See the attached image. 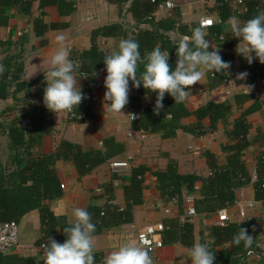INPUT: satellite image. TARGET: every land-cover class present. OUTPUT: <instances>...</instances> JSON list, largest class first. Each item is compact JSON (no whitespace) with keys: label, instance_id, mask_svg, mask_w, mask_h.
<instances>
[{"label":"crops","instance_id":"1","mask_svg":"<svg viewBox=\"0 0 264 264\" xmlns=\"http://www.w3.org/2000/svg\"><path fill=\"white\" fill-rule=\"evenodd\" d=\"M171 1L175 4L173 10H154L151 0H129L123 3L114 0H34L28 11L13 5L6 7L4 13L0 14V76L8 73L5 80L9 86L6 92H2L3 98H0V173H8L15 168V157L18 154L22 157L30 152L36 156L51 155L63 141L78 144L87 151L101 148L102 142L109 137L121 142L124 146L123 153L82 178L71 160H58L54 165L61 182L62 196L52 201L50 206L56 216H64L71 224L74 221L73 208L82 207L87 210L90 205L103 207L108 203L109 195L105 191V185L110 182L113 183V202L124 207V187L130 182L131 169L138 166L146 168L143 204L135 206L133 222L93 235L94 253H100L103 258L123 243L133 242L139 245L138 233L147 225L163 223L165 219H179L183 222L187 210L195 207V201L201 198V184L194 190L184 192L183 207L180 208L176 200L165 201L161 198L153 173L166 171L169 161L174 160L181 174H195L201 178L210 176L206 154L214 155L219 165L227 163L225 148L232 142L226 131L233 128L235 120L254 102L253 99L240 105L235 100L237 94L243 93L245 88L242 86L251 85L249 73L244 69L246 60L237 55L235 47L229 49L222 45V40L210 39L212 46L220 49V55H233L228 77L218 79L217 81L223 82L212 87L213 72L206 71L199 83L190 87L183 104L190 111L210 102L225 104L227 117L218 122L214 132L198 137L180 129L175 137L164 139L160 133L136 130L131 114L136 113L139 118L142 109L150 105L154 97L152 93L142 94L136 106L132 105L131 97L138 95V88L133 87L132 81H129L128 103L121 113L108 111L105 104L110 102L104 101L105 65L92 74L82 75L78 55L91 49L93 32L103 26L118 24L129 31L128 35L134 33L144 36L157 23L171 19L182 25L198 24L203 16H210L215 23L218 20L217 0ZM238 1L241 0L232 1L234 8L236 3L239 4ZM137 16L145 19L153 16L154 21L141 23ZM221 25L222 35L231 37L228 25L225 22ZM209 30H205L206 36L209 35ZM162 33L169 35L175 42L185 37L178 31L167 32L162 29ZM57 34L65 36L64 45L69 50L70 59L79 61L74 74L81 90L88 93L93 101V120L72 122L69 111L53 113L43 104V90L46 87L43 72L48 70V61L57 49ZM122 38L124 37H100L97 39L98 48L106 56L117 50ZM157 46L160 48V41H157ZM209 50H212L211 47ZM175 58L177 57L169 55V60ZM241 72H247L248 75L244 80H237L236 75ZM251 86H254V91L250 90L249 95L263 103L259 110L247 117L248 140L251 144L243 151V162L251 176V182L235 191L233 204L225 209L229 217L228 223L239 224L248 220L256 222L257 231L253 235V241L258 253L247 257L243 264H264V201L256 200L254 187L258 161L264 153V79ZM18 114L32 116L31 133L34 138L29 145V152L22 147L18 148L10 137V131L18 125ZM197 122L198 119L193 115L182 119V124L187 127L194 126ZM203 125L208 127L209 119H205ZM37 131L45 133L37 135ZM26 140L25 137L24 141ZM113 162H127L129 168L116 171L111 167ZM165 209H169L170 213L166 214ZM219 211L209 213L197 210V215L191 221L194 227L192 245H164L149 254L153 264H191L189 250L194 243L203 240L208 246H215L214 239L209 235L210 230L217 226ZM18 224L19 249L1 254L23 258L19 264H43L44 250L36 245V241L42 236L39 210L27 213ZM56 233L60 234L61 230L58 228ZM216 249L229 250L230 245H220Z\"/></svg>","mask_w":264,"mask_h":264},{"label":"trees","instance_id":"2","mask_svg":"<svg viewBox=\"0 0 264 264\" xmlns=\"http://www.w3.org/2000/svg\"><path fill=\"white\" fill-rule=\"evenodd\" d=\"M33 1L1 0L0 14L4 13L6 7L13 5H18L21 10L28 11ZM114 1L123 3L129 0ZM165 1L168 0H157L156 3L152 4L153 9H158L159 5ZM232 1L217 0L218 20L214 26L209 28V35L206 36L209 41L210 39L217 40L222 36V45L229 49L236 47L238 40L232 36H223L221 23L226 22L230 16H236L241 21H246L256 15L258 11L264 10V2L262 0H241V3H236V8H234ZM153 12L155 11H151V13ZM137 19L141 23L154 21L153 16L146 19L137 16ZM178 22L175 19H171V21L167 20L157 23V26L150 32L145 33L144 36L135 35L134 33H129L128 35L129 31L122 29L118 24H111L96 29L93 32L91 49L78 55L80 57V74H92L104 66L103 59L105 55L97 45V39L100 37L123 36L128 38L132 36L139 43V51L142 58L146 55V50L150 52L156 47L157 41H160L161 51H166L169 55L177 57L175 46L178 41H172L169 35L162 33V29L167 32L178 31L181 36L190 37L191 29L199 26V23L182 25L178 24ZM188 43L191 44V41H188ZM221 57L224 61L231 62L233 60V55L230 53L221 54ZM176 59L169 60L172 69L175 68ZM244 69L249 73V83L251 85L264 79V64L259 63L257 59H253L251 65L246 61ZM143 71L144 63L141 62L137 68L138 78ZM7 74L4 73L0 76V98H3L4 94L2 95V92H6V88L9 87L5 80ZM227 77V73L224 72L211 73V86L216 87L218 83L220 85L223 81L217 80L226 79ZM82 93L86 98L81 101L77 108H73L70 111V114H72L70 120L72 122L80 123L95 118V113L92 109V99L85 91H82ZM147 93H152L154 99L150 105L142 109L139 118L133 121V127L144 133H160L164 139L175 137L180 129L192 132L198 137L204 136L208 132H214L217 129L218 122L227 117L225 104L210 102L194 111H190L183 102L175 104L174 99L167 93H165L162 101L163 109L159 115H156L153 111L156 93L148 92L142 86L138 88V95L131 97V104L136 106L140 96ZM253 99L254 102L235 120L233 128L226 131L227 137L231 139L232 143L225 148L227 152V163L225 165H219L215 156L207 153L206 157L211 170V174L207 178H201L195 174L179 173L177 162L174 160L169 161L166 171L153 173L163 200H176L179 207L182 208L184 192L186 190H194L198 184H201V198L195 201L194 209L196 213L197 210L209 213L217 212L233 204L235 191L251 182V176L243 162V151L251 144L248 140L249 124L247 117L259 110L263 104L259 99H255L253 95L239 93L235 96L236 102L240 105ZM191 115L198 119L197 124L191 127L184 126L182 119ZM205 119L210 121L208 127L203 125ZM32 125L27 131L18 127V125L10 131V137L18 148L22 147L26 151L29 150V145L33 143L32 140L34 138L31 133ZM44 133L45 131H37V135ZM25 137L26 141H24ZM123 151V144L116 141L113 137H109L102 142L101 148L92 151L84 150L78 144L63 141L59 149L51 155L36 156L30 152L26 153V157H22L18 154L15 157V168L8 173H0V222H18L32 210H39L42 236L36 241V245L47 244L49 237L58 243H63L66 240L63 228L68 226L69 223L64 216H56L50 206L52 201L62 196L61 182L55 172L54 165L58 160H71L75 163L79 177L82 178L100 165L111 161ZM146 172L144 166L131 169L130 182L124 187L126 200L124 207H120L113 202V183L110 182L105 185V191L109 195L108 203L103 207L90 205L87 208L91 220L95 224L93 235L101 234L109 228L133 222L135 206L143 204ZM254 187L256 200L264 201V153L258 161L257 180L254 183ZM163 224L165 226V230L162 233L164 245L176 243L186 246L192 245L194 227L191 222H181L179 219H165ZM239 227L247 229L248 234L252 237L257 231L256 222L253 220L239 224L217 225L210 230L209 236L215 242V246H209L215 256L214 264H243L247 257L258 253V248L254 241L249 247H245L243 243L240 245L232 243V238L238 232ZM58 228L61 230L60 234L56 233ZM200 243H205V241L201 240ZM224 244H229L230 249L223 251L216 249L217 246ZM94 256L96 264H102V255L94 253ZM23 260V258L18 256H4L0 253V264H19Z\"/></svg>","mask_w":264,"mask_h":264},{"label":"clouds","instance_id":"3","mask_svg":"<svg viewBox=\"0 0 264 264\" xmlns=\"http://www.w3.org/2000/svg\"><path fill=\"white\" fill-rule=\"evenodd\" d=\"M225 23L232 37L239 41L235 47L237 55L242 56L249 65L254 58L264 64V10L246 21L230 16ZM55 41L57 49L48 61V70L43 72L46 83L43 104L53 113L71 111L86 98L74 74L79 61L70 59L63 34H57ZM175 49L177 59L172 69L169 53L161 51L158 46L142 58L139 43L132 36L120 39L117 50L103 59L106 70L104 101L110 102L105 104L108 111L121 113L128 103L129 81H132L133 87L142 86L148 92L156 93L153 111L159 115L165 93L174 99L175 104L182 103L189 95L190 87L199 83L206 71L227 73L231 67V62L222 59L220 49L213 47L206 39L203 25L192 28L190 37L179 39ZM141 62L144 63V71L137 78V68ZM247 75V72L238 73L236 79L244 80ZM242 87L248 92L251 89V85ZM72 216L74 221L63 228L66 236L63 243L49 237L48 243L41 245L44 250L43 264H96L93 237L95 224L85 208H73ZM253 240L247 229L239 227L232 243H243L249 247ZM189 251L191 264H214V253L206 242L194 243ZM102 264H153V261L143 243L126 242L108 253Z\"/></svg>","mask_w":264,"mask_h":264},{"label":"built area","instance_id":"4","mask_svg":"<svg viewBox=\"0 0 264 264\" xmlns=\"http://www.w3.org/2000/svg\"><path fill=\"white\" fill-rule=\"evenodd\" d=\"M152 3H156L157 0H151ZM241 3V1H238ZM159 8H166L168 10H173L175 8V4L173 1L168 0L159 5ZM215 21L210 16H203L199 20V26L203 25L204 30L209 29L214 26ZM219 40H223V37L220 36ZM254 87V86H253ZM251 86L250 90H253ZM254 91V90H253ZM245 94H249V92L244 89L242 91ZM70 112V111H69ZM72 116V114H70ZM131 121H135L138 119L136 113L131 114ZM17 123L22 129H29L32 125V116H22L18 114ZM111 167L114 170H122L129 168V164L127 162H113ZM165 213L169 214L170 210L165 209ZM197 215L194 207H190L185 217L183 218V222H191L193 218ZM242 217H244V213H241ZM229 222V217L227 214V210L223 209L218 212V226H224ZM151 229V231H149ZM165 230V226L163 223H158L155 225H147L145 226L137 236L138 243H143L144 247L148 250L149 254L154 251L163 248V240L162 233ZM20 239H19V224L16 221H7L0 222V253H9L12 251H16L19 249Z\"/></svg>","mask_w":264,"mask_h":264},{"label":"rangeland","instance_id":"5","mask_svg":"<svg viewBox=\"0 0 264 264\" xmlns=\"http://www.w3.org/2000/svg\"><path fill=\"white\" fill-rule=\"evenodd\" d=\"M253 255V254H252Z\"/></svg>","mask_w":264,"mask_h":264}]
</instances>
